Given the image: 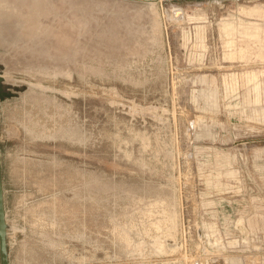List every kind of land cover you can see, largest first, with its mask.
Returning <instances> with one entry per match:
<instances>
[{
    "label": "rangeland",
    "instance_id": "obj_1",
    "mask_svg": "<svg viewBox=\"0 0 264 264\" xmlns=\"http://www.w3.org/2000/svg\"><path fill=\"white\" fill-rule=\"evenodd\" d=\"M0 148L9 264H264V0H0Z\"/></svg>",
    "mask_w": 264,
    "mask_h": 264
},
{
    "label": "water",
    "instance_id": "obj_2",
    "mask_svg": "<svg viewBox=\"0 0 264 264\" xmlns=\"http://www.w3.org/2000/svg\"><path fill=\"white\" fill-rule=\"evenodd\" d=\"M6 211L4 206V190L2 181V159L0 148V250L2 255L3 264H9L8 254V233H7Z\"/></svg>",
    "mask_w": 264,
    "mask_h": 264
}]
</instances>
